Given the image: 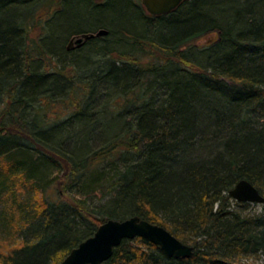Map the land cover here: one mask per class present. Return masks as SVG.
I'll return each instance as SVG.
<instances>
[{
    "label": "trees",
    "instance_id": "obj_1",
    "mask_svg": "<svg viewBox=\"0 0 264 264\" xmlns=\"http://www.w3.org/2000/svg\"><path fill=\"white\" fill-rule=\"evenodd\" d=\"M28 2L13 18L0 9V218L21 232L0 243V264H59L100 223L132 215L193 254L135 237L102 264L264 256V211L244 214L249 202L228 194L246 179L264 196V0H185L157 16L128 1L127 24L71 30L108 33L70 51L51 45L52 15L35 21L38 0L0 7ZM91 193L108 200L94 209Z\"/></svg>",
    "mask_w": 264,
    "mask_h": 264
},
{
    "label": "water",
    "instance_id": "obj_2",
    "mask_svg": "<svg viewBox=\"0 0 264 264\" xmlns=\"http://www.w3.org/2000/svg\"><path fill=\"white\" fill-rule=\"evenodd\" d=\"M101 1V0H96ZM185 0H141L146 13L152 16L167 14ZM108 31L100 28L95 32L72 35L67 41L68 51L79 48L86 41L107 35ZM213 36H203L205 43ZM229 196L238 202L264 203V196L248 180L240 179L229 189ZM140 237L159 246L168 257L189 258L194 251L191 244L179 240L168 229L132 215L124 219L108 218L100 223L94 233L73 247L59 264H102L108 260L115 247L124 239Z\"/></svg>",
    "mask_w": 264,
    "mask_h": 264
},
{
    "label": "rangeland",
    "instance_id": "obj_3",
    "mask_svg": "<svg viewBox=\"0 0 264 264\" xmlns=\"http://www.w3.org/2000/svg\"><path fill=\"white\" fill-rule=\"evenodd\" d=\"M109 1L110 0H101V1L90 0V2H86L79 0H70L68 3L64 5L63 4L64 0H58L56 2H50V3L49 2L47 3V0H38L35 10V13L38 16L37 15L35 16V21L41 20L40 25H42V23L45 22V20L52 15V21L50 24V29H52L50 34L51 45L52 43L58 45L62 43L63 46H66L68 38L71 37L70 35L75 33L76 31L70 32L68 34L67 32L78 29L88 30L86 28H92L100 23L113 25V26H119L120 24H127V21H129L131 16H133L132 14H135V11L134 9L129 10L128 8H126V3L130 1L131 3L133 2L135 6L141 4L140 2L141 0H113V1L111 0L110 2ZM115 1H118V5H115L113 10L94 8V10L89 11L90 7L92 8L95 4L101 5L109 2V5H111ZM32 7L33 5L30 4V2H28L22 4L19 3L15 5L3 6L0 7V9L7 10L10 17L13 18L16 16V14H19L20 12L22 14H27L32 9ZM48 9L52 10L51 14L49 13V15L48 12L50 10L48 11ZM55 10H57V12H55V14L53 15L54 13L53 11ZM32 25L33 26H31V31L29 33V36L32 39H35L41 35V28H39V26L36 25V22L32 23ZM42 33L44 34V32ZM202 42H204L203 39L199 40L197 44L203 45ZM88 53L89 52L86 51L87 56H89ZM89 57L91 59L96 58L93 54H91V56ZM48 64L49 61L46 60L45 61L46 68H49ZM98 142L99 139L96 136H94L92 137V140H90V145L93 146L95 145V143ZM68 191L69 190L63 193L64 198H70L73 195L72 192H68ZM88 199L90 205H92L94 209L97 208V206H104V204L108 200L106 198H103L99 201L94 193H91ZM263 211H264V203H249V205L243 209L244 214L260 213ZM3 222L4 219L0 218V243L4 242V244L9 245L8 241L5 239H7L10 236L17 238V236L21 234V232L20 230L19 232L16 231L17 229L15 226L16 224H18L17 222L15 223L14 221L12 223V221H9L6 223L7 226H4ZM237 259L245 264H264V256L261 255L260 253L255 255H244Z\"/></svg>",
    "mask_w": 264,
    "mask_h": 264
},
{
    "label": "flooded vegetation",
    "instance_id": "obj_4",
    "mask_svg": "<svg viewBox=\"0 0 264 264\" xmlns=\"http://www.w3.org/2000/svg\"><path fill=\"white\" fill-rule=\"evenodd\" d=\"M92 1H96V0H92ZM92 39H94V38H92ZM90 40H91V39H90ZM88 41H89V40H88ZM88 41H86L85 43H83V45H82L81 47L85 46L86 43H87ZM81 47H79V48H81ZM79 48H75L74 50L79 49Z\"/></svg>",
    "mask_w": 264,
    "mask_h": 264
},
{
    "label": "bare ground",
    "instance_id": "obj_5",
    "mask_svg": "<svg viewBox=\"0 0 264 264\" xmlns=\"http://www.w3.org/2000/svg\"><path fill=\"white\" fill-rule=\"evenodd\" d=\"M77 34H80V33H76V34H75V33H73V34H71L70 36H72V35H77ZM69 39H70V37L68 38V40H69ZM68 40H67V41H68Z\"/></svg>",
    "mask_w": 264,
    "mask_h": 264
}]
</instances>
